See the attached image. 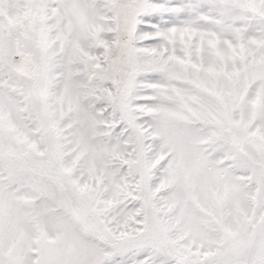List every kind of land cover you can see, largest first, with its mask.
<instances>
[{"label": "snow or ice", "instance_id": "6c2138e0", "mask_svg": "<svg viewBox=\"0 0 264 264\" xmlns=\"http://www.w3.org/2000/svg\"><path fill=\"white\" fill-rule=\"evenodd\" d=\"M0 264H264V0H0Z\"/></svg>", "mask_w": 264, "mask_h": 264}]
</instances>
